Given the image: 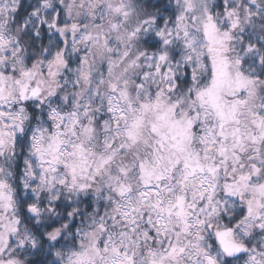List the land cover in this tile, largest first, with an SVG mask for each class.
<instances>
[{"label":"snow or ice","instance_id":"1","mask_svg":"<svg viewBox=\"0 0 264 264\" xmlns=\"http://www.w3.org/2000/svg\"><path fill=\"white\" fill-rule=\"evenodd\" d=\"M0 264H264V0H0Z\"/></svg>","mask_w":264,"mask_h":264}]
</instances>
